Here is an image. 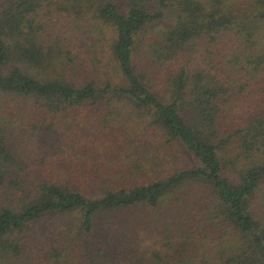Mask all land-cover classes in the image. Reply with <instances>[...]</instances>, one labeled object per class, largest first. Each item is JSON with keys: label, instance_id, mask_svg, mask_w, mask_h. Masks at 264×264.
I'll return each mask as SVG.
<instances>
[{"label": "trees", "instance_id": "16d2710c", "mask_svg": "<svg viewBox=\"0 0 264 264\" xmlns=\"http://www.w3.org/2000/svg\"><path fill=\"white\" fill-rule=\"evenodd\" d=\"M88 108L116 157L25 164ZM0 264H264V0H0Z\"/></svg>", "mask_w": 264, "mask_h": 264}, {"label": "rangeland", "instance_id": "374dc122", "mask_svg": "<svg viewBox=\"0 0 264 264\" xmlns=\"http://www.w3.org/2000/svg\"><path fill=\"white\" fill-rule=\"evenodd\" d=\"M87 42L88 40H85V42L84 40H82V42L81 40H76L77 44L75 49L77 48V53L79 54L80 58L82 59L83 56V62H89L91 59L96 60L97 62L95 61L96 63L94 64L93 69L108 73L110 71L107 62V58L109 57V55L105 50H103L104 43H101V46L93 45L92 49H88V53H86ZM234 105V112L236 113V117L239 121L246 108V104L242 100H238ZM98 111L96 110L97 113ZM84 114L86 115V118L80 121L81 124L77 125L71 123L69 125L68 123L66 128L67 130L64 129V125H62L63 123L58 122V125L55 127V129H57L58 135L55 134V136H53L52 138L48 137L46 141L43 140L45 142L40 141V139L38 138H33V136L25 133L24 130H22L23 125L20 124L19 118H16L13 128L14 134L12 137V140L16 145L15 149L21 153L25 164H27L31 170H36V168H39V162L41 158L47 160L51 167H68L66 161L68 158L72 159L73 157V152H71L72 148H82L80 149L82 151L81 153L85 155L97 154L101 155L102 157V155L107 153V156L109 157H116V150L123 143V139L121 137L113 139L114 132L112 130H97V124H95L90 118V116L92 115L90 108L86 109L84 111ZM113 115L115 116L116 113L111 111V114L109 116V120L111 121L110 123L112 124V126H117L114 123H116L119 118L113 117ZM61 119L64 118H60L59 121ZM51 121L53 122L54 120L52 119ZM64 121L67 120L64 119ZM141 127L142 126H138V130ZM127 128V130L129 131L130 129L131 132L137 131V126L133 120H130L128 122ZM139 132H141V130H139ZM86 144L89 145V149ZM53 148L55 150L50 151L53 150ZM140 233H142L141 236L145 243L149 244L154 240V237L143 232ZM155 245L156 244H154V246Z\"/></svg>", "mask_w": 264, "mask_h": 264}]
</instances>
